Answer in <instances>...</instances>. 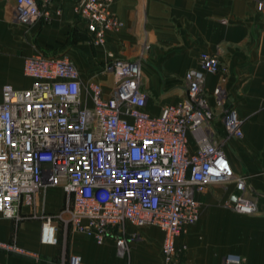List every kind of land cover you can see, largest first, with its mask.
Masks as SVG:
<instances>
[{"label": "built area", "instance_id": "built-area-1", "mask_svg": "<svg viewBox=\"0 0 264 264\" xmlns=\"http://www.w3.org/2000/svg\"><path fill=\"white\" fill-rule=\"evenodd\" d=\"M13 18L25 27L40 19L49 22V10L35 0H11ZM52 0H44L48 7ZM86 24L87 43L104 48L107 37L122 23L109 10L110 0H60ZM264 1L258 2L262 11ZM141 57L121 59L106 50L99 72L112 79L108 95L90 79L85 87L74 63L65 55L27 57L23 73L30 87L15 90L4 85L0 93V217L18 222L21 205L34 206L46 189H60L63 207L55 214L35 211L41 222L40 243L62 245L69 231L102 245L115 242L125 258L131 238L126 225L152 226L163 232L161 264H183L187 247L177 244L201 213L196 198L207 188L233 185L235 199L228 208L254 215L255 202L246 194L245 179L236 175L225 156L228 138H241V121L226 105L227 68L218 53H201L198 68L185 73L184 97L164 106L158 116L145 111ZM221 77L212 90L215 107L205 92L206 75ZM224 128L216 136V114ZM63 234V240L59 235ZM135 238V236H132ZM0 249L26 255L12 244ZM38 260V256L33 255ZM235 254L222 264H244ZM59 264H82L62 252Z\"/></svg>", "mask_w": 264, "mask_h": 264}, {"label": "crops", "instance_id": "crops-1", "mask_svg": "<svg viewBox=\"0 0 264 264\" xmlns=\"http://www.w3.org/2000/svg\"><path fill=\"white\" fill-rule=\"evenodd\" d=\"M49 10L52 19H40L25 27L13 18V2L0 0V93L4 85L15 90L30 87L23 63L35 53L67 56L79 71L83 87L95 78L104 95L112 86L110 76L99 68L105 51L117 58L141 60L145 111L158 116L164 106L179 102L185 95L184 76L198 68L201 53H218L227 68L224 89L226 105L241 121L242 137L228 138L225 156L233 172L245 179L246 194L256 204L254 215L239 214L228 208L235 188L212 186L196 198L201 204L198 221L185 229L177 244H185L183 264H222L228 254L244 259V264H264V0H110L109 10L122 23L117 33L108 35L104 48H93L86 24L73 13L70 4L35 0ZM221 74L206 75L205 92L211 107V93ZM216 136L224 137L220 115L213 120ZM64 204L60 189L40 192L34 206L21 205V220L0 217V243L15 245L26 255L0 249V264H59L62 252L77 256L82 264H161L163 232L152 226L126 225L131 238L125 258L117 255L114 240L97 245L85 236L69 231L62 245L40 243L41 222L30 218L33 211L57 213ZM135 236V238H132ZM63 234L59 239L63 240ZM38 256V260L32 256Z\"/></svg>", "mask_w": 264, "mask_h": 264}, {"label": "rangeland", "instance_id": "rangeland-1", "mask_svg": "<svg viewBox=\"0 0 264 264\" xmlns=\"http://www.w3.org/2000/svg\"><path fill=\"white\" fill-rule=\"evenodd\" d=\"M143 55H145V52H144V51H143L142 55H139V56L141 57V60L144 58ZM141 62H142V61H141ZM143 82H145V80H144V76H143Z\"/></svg>", "mask_w": 264, "mask_h": 264}]
</instances>
